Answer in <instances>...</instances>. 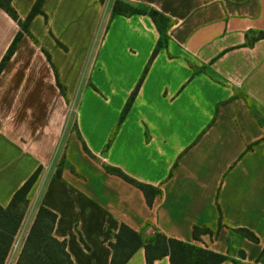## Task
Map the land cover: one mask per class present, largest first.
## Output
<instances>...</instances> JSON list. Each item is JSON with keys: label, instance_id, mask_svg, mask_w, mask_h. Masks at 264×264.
Here are the masks:
<instances>
[{"label": "crops", "instance_id": "1", "mask_svg": "<svg viewBox=\"0 0 264 264\" xmlns=\"http://www.w3.org/2000/svg\"><path fill=\"white\" fill-rule=\"evenodd\" d=\"M115 1L45 0L0 73V204L42 166L15 253L44 206L75 264H111L123 223L145 239L161 232L228 256L220 264H264V37L256 38L264 0H122L171 24L111 139L161 37L148 13L113 14ZM35 2L12 1L23 21ZM97 25L92 62L76 83L57 43L70 54L83 47L79 60ZM69 29L76 42L64 37ZM19 31L0 7V63ZM105 165L160 192L149 204ZM194 226L212 234L196 239ZM126 264H147L145 248Z\"/></svg>", "mask_w": 264, "mask_h": 264}, {"label": "trees", "instance_id": "2", "mask_svg": "<svg viewBox=\"0 0 264 264\" xmlns=\"http://www.w3.org/2000/svg\"><path fill=\"white\" fill-rule=\"evenodd\" d=\"M12 1L13 0H0V7L13 19L19 22L21 31L18 32L6 55L2 59L0 63V73L15 52L24 32H29L28 27L31 20L38 14H44L43 4L45 0H36L31 12L23 21L20 19ZM129 8L132 9L129 10ZM117 13L124 15L148 13L157 24L161 37L153 50L151 58L139 82L132 91L121 112L116 127L111 135V139H113L120 124L127 115L151 62L159 50L165 46L167 42V33L171 24L170 20L158 10H139L122 0H116L114 3L113 14ZM263 37L264 33L261 32L256 38ZM58 84L64 93L63 85L59 81ZM105 168L110 173L117 174L141 188L149 204H152L154 196L160 192V188L139 182L117 167L105 165ZM41 170L42 166L37 168L31 177L16 191L11 202L6 207L0 204V264H6L8 261L14 240L24 220L25 205L29 202V193L35 185ZM56 173L60 175L61 168H58ZM56 219L57 214L55 212L44 206L40 207L15 264H75L70 253L67 251L66 241L59 240L53 235ZM235 231H238L241 237H247L254 241L258 239L257 236L247 228H238L235 229ZM205 233L212 234V230L208 227L194 226L193 235L196 239L199 238L201 234ZM111 247L113 249L111 264H126L140 247H144L146 250L147 264H155V260L164 256H169L171 264H220L228 257L225 254L205 249L196 244L168 237L161 232H157L153 236L145 239L140 232L124 223L121 225L119 233L115 235V241L111 242ZM240 254L243 255V251L240 250Z\"/></svg>", "mask_w": 264, "mask_h": 264}, {"label": "rangeland", "instance_id": "3", "mask_svg": "<svg viewBox=\"0 0 264 264\" xmlns=\"http://www.w3.org/2000/svg\"><path fill=\"white\" fill-rule=\"evenodd\" d=\"M79 4H81V3H79ZM79 4H78V9L80 8V6H79ZM129 4V3H128ZM131 5V4H130ZM131 6H133L134 8H136V9H139V10H146L147 8H145V7H141V6H134V5H131ZM132 8H129V10H131ZM47 23V22H46ZM97 27V29L95 30V32L93 33V32H91V34L90 35H87V34H85V36H84V40H87V38L88 37H90V42H91V45L89 46V49H90V47H91V50L89 51V54H87V50L84 52V53H82L79 57V60H78V55L81 53V51H82V49H83V47H79L78 45H77V47H76V49H75V52L74 53H72V54H70V52H71V50H69V48L68 47H66V46H64L62 43L60 44V43H57L58 44V46L59 47H61L64 51H65V53L64 54H62L61 56H60V61L63 63V65H64V67H65V70H66V72L69 74V76L71 77V80L72 81H74V82H76L77 83V81H78V79L80 80V84L82 83V81L85 79V75H86V72H87V69H88V67H89V65L91 64V62H92V58H93V55H92V53H93V49H94V41H95V39H96V37H97V30H98V25L96 26ZM39 30H40V28H39ZM94 34V35H93ZM52 36V35H51ZM64 37H66L67 39H71V40H75V42H76V39L72 36V34H71V32H70V29L69 30H67V32L65 33V36ZM92 38H93V40H92ZM73 42V41H72ZM80 42V41H79ZM79 42H78V44H79ZM87 49H88V47H87ZM74 58V59H73ZM85 58V59H84ZM55 67H56V65H55ZM57 68V67H56ZM67 86V85H66ZM121 115V114H120ZM41 183H39V185H40ZM42 185V184H41ZM40 185V187H38V189H36V191H35V194H37V196H38V194L40 193V190H41V188H42V186ZM30 202H31V199H29V202H28V204H26L25 205V213H26V211H27V208L29 207V204H30ZM25 217V216H24ZM238 233V232H237ZM237 234L234 232L233 233V237H232V239H233V243H232V245H233V249H236L237 250V246L235 245V236H236ZM17 235H16V238H15V240H14V244H13V248H12V251H11V253H10V256H9V258H8V261H7V263L6 264H15L16 263V261H17V259H18V254H16L15 253V248H16V243H17ZM24 244V243H23Z\"/></svg>", "mask_w": 264, "mask_h": 264}]
</instances>
